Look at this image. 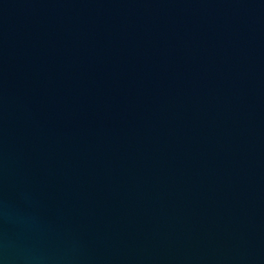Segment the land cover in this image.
Instances as JSON below:
<instances>
[{
  "label": "water",
  "instance_id": "water-1",
  "mask_svg": "<svg viewBox=\"0 0 264 264\" xmlns=\"http://www.w3.org/2000/svg\"><path fill=\"white\" fill-rule=\"evenodd\" d=\"M0 264H264V0H0Z\"/></svg>",
  "mask_w": 264,
  "mask_h": 264
}]
</instances>
